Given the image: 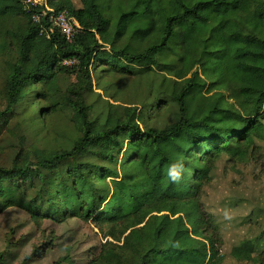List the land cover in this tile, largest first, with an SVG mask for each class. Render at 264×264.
I'll list each match as a JSON object with an SVG mask.
<instances>
[{
    "label": "trees",
    "instance_id": "16d2710c",
    "mask_svg": "<svg viewBox=\"0 0 264 264\" xmlns=\"http://www.w3.org/2000/svg\"><path fill=\"white\" fill-rule=\"evenodd\" d=\"M22 1L0 0V49L15 52L4 67L0 131L21 105L39 107L41 128L62 105L73 135L68 147L19 152L0 167V214L17 207L36 224L103 226L106 242L89 264H223L200 196L222 155L245 162L264 142V0H45L78 24L70 43L56 31L46 37ZM101 63L157 78L150 104H115L107 85L98 87L114 103L94 93L105 72L94 80L91 70ZM61 75L75 82L58 98ZM146 108L171 110L174 120L149 125ZM181 158L184 178L173 184L167 167ZM255 251L248 239L230 255L262 264Z\"/></svg>",
    "mask_w": 264,
    "mask_h": 264
},
{
    "label": "rangeland",
    "instance_id": "374dc122",
    "mask_svg": "<svg viewBox=\"0 0 264 264\" xmlns=\"http://www.w3.org/2000/svg\"><path fill=\"white\" fill-rule=\"evenodd\" d=\"M37 1L45 3V0ZM72 1L79 6L78 0ZM9 22L7 21V25L11 24ZM5 40L6 44L11 45L8 37ZM14 54L11 47L0 49V111L5 104L4 67ZM99 71L105 72L102 74L105 78L97 86H93L96 88L93 90L102 99L114 103L110 98L104 97V92L98 85H107L109 95L112 94L114 100L118 101L115 104H134L142 111L144 104H150L151 97L146 99V92L151 85L158 83L157 78L137 74L121 75L116 72L117 68L111 69L107 64H102L91 70L94 80ZM74 82L72 76H59L56 96L59 98ZM102 99L88 95L87 101L95 102L94 109H100L103 107ZM40 102L44 104L43 101ZM38 108L21 105V117L12 119L7 128L0 131V167H10L19 152L23 155L33 148L55 150L69 146L68 139L73 135L69 111L62 105L59 106L52 117L44 119L41 128L36 118ZM145 114L149 118V125L160 127L158 123L169 124L174 120L171 110L169 113L165 109L156 111L146 108ZM200 203L202 210L211 216L217 227L223 264H257L236 261L230 255L233 247L248 239L255 241L256 251L253 257L261 254L256 259L264 264V142L256 141L245 162H236L222 155L215 164L210 181L203 187ZM104 231L103 226L78 218L68 219L63 223L43 220L36 224L25 211L12 207L0 214V256L4 259L2 264H89L97 258L101 244L106 242ZM35 249L40 254L32 256ZM65 257L67 260H64Z\"/></svg>",
    "mask_w": 264,
    "mask_h": 264
},
{
    "label": "built area",
    "instance_id": "2783aa9c",
    "mask_svg": "<svg viewBox=\"0 0 264 264\" xmlns=\"http://www.w3.org/2000/svg\"><path fill=\"white\" fill-rule=\"evenodd\" d=\"M21 4L23 10L29 13L30 20L40 26L46 37L49 36L47 31L50 33L56 31L70 43L80 31L78 24L71 21L65 12H56L45 3H40L37 0H23ZM37 7H40V9H37ZM74 63H76L75 60L63 62L67 66Z\"/></svg>",
    "mask_w": 264,
    "mask_h": 264
},
{
    "label": "clouds",
    "instance_id": "9594fccd",
    "mask_svg": "<svg viewBox=\"0 0 264 264\" xmlns=\"http://www.w3.org/2000/svg\"><path fill=\"white\" fill-rule=\"evenodd\" d=\"M185 165L183 159L170 163L167 167L168 180L173 184H179L184 178Z\"/></svg>",
    "mask_w": 264,
    "mask_h": 264
}]
</instances>
